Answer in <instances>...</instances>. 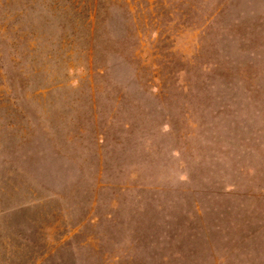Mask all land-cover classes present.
Masks as SVG:
<instances>
[{
    "label": "rangeland",
    "instance_id": "374dc122",
    "mask_svg": "<svg viewBox=\"0 0 264 264\" xmlns=\"http://www.w3.org/2000/svg\"><path fill=\"white\" fill-rule=\"evenodd\" d=\"M0 264H264V0H0Z\"/></svg>",
    "mask_w": 264,
    "mask_h": 264
}]
</instances>
